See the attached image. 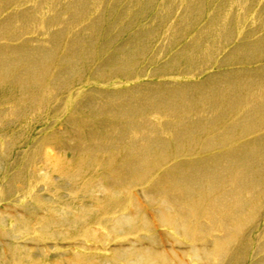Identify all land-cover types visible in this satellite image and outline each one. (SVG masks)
<instances>
[{
    "label": "rangeland",
    "instance_id": "1",
    "mask_svg": "<svg viewBox=\"0 0 264 264\" xmlns=\"http://www.w3.org/2000/svg\"><path fill=\"white\" fill-rule=\"evenodd\" d=\"M0 50L14 63L26 57L7 68L13 90L0 88V264H264V180L252 202L244 191L215 218L175 204L179 192L160 180L175 161L198 156L148 148L157 138L172 144L169 125L210 121L201 94L232 86L252 96L227 118L232 130L212 126L179 141L178 152L231 131L247 133L204 154L264 136V115L254 131L237 126L264 94V0H0ZM181 95L194 100L187 110ZM168 99L180 108L165 107ZM137 105L144 114L117 116ZM133 155L145 157L135 169L124 165ZM236 216L246 229L230 231L238 240L216 252L226 232L219 219L234 225Z\"/></svg>",
    "mask_w": 264,
    "mask_h": 264
},
{
    "label": "bare ground",
    "instance_id": "2",
    "mask_svg": "<svg viewBox=\"0 0 264 264\" xmlns=\"http://www.w3.org/2000/svg\"><path fill=\"white\" fill-rule=\"evenodd\" d=\"M37 58H40V56H38ZM15 61L16 63L10 61L7 58V56L5 57L3 52L0 50V88H7L10 91L13 90L11 86V82L4 80V77L6 76L7 68L9 66H16L19 62L26 61V57L21 55ZM29 62L30 61L27 60L26 63L27 66L25 69V71L27 72L32 71L34 67L33 64H28ZM232 80H233V76L231 79L229 78V80H227L228 84H230ZM20 86L26 88L29 87L30 85L27 83V81H24L20 84ZM254 86H256L255 82L253 81V79L250 78L247 79V83L244 85V87H247L246 89L248 91H250ZM214 91L215 89H213L211 92ZM241 91H242L241 86L240 87L232 86L228 90H219L217 93L215 91L211 95H208L209 92L207 94V92L203 91V93L201 94L203 99H199L197 103L202 104L203 102H205L209 105L208 109L211 110L210 121L208 119V122L207 121L205 122L204 118L203 120L199 118L201 121H195V123L193 121H192L193 123H191L189 119H187L186 121L185 120L180 121L175 126L174 124L168 126V129L173 130L172 135L174 141H172V144L169 143V141H164L162 138L153 139L152 141L149 142L148 145L149 150L151 149L152 146L159 148L160 151L167 149L168 150L176 149L175 152L166 155V157L167 156L172 157V159L173 158L175 159L178 156H198L197 158L194 159L175 161L174 163L171 164V166L167 170L163 171V173H161L160 175L161 181L168 182L171 189H174L179 192V197L181 198V200L178 198L177 200L174 201L175 204H178L179 201L180 203H182L181 206L183 207L186 208L197 207L199 211L204 210L207 213H210L214 216L216 215L215 213L217 212L218 207L224 202L231 201V199L235 201H240L239 195L244 191L248 196V200L252 202V200H254L253 190L259 187L262 188L261 178L264 180V176H262V172H264V169L262 168L261 163L264 160V136L252 138L239 145H232L221 152L204 154L208 150L226 146V144L232 143L235 139H238L239 137L247 133V131L244 133V130L242 132L244 134L238 132H236L238 133L236 134L233 133V131H231L232 134H230L231 133L230 132L229 133L230 136H228V138H224V139L220 138L221 140L218 139L217 142L218 143L219 141L221 142L219 144H217L216 141L213 142L210 141L207 144L206 143L204 144V146L206 145L205 147L202 146L199 148H193L191 147V145H188L185 147L183 151H181V153L178 152L179 150L178 148H181V146H178L179 141H186L190 143L194 140L195 134L200 135L203 132H206L208 130L210 131L212 130L211 128H213L212 126L214 127L225 126V128L228 126L229 127L233 126V125L230 126L229 125L230 123H228L226 120L227 118L230 117L232 111H237L234 109V107L244 102H248L252 99V96L245 95ZM176 94L177 93H175V95ZM179 98L183 99V103L185 102V104L180 105L182 108H180L179 104L177 105L176 102L178 100L175 102V100L172 101L171 99H168L169 100L168 103H165L164 106L167 108L179 107L180 108L179 111H181L182 109L187 110L189 106L191 107V105L188 106L189 103H194V100L193 102L190 101L188 102L187 100H185V99H190V97L187 98V96L185 95L184 96L181 95L179 96ZM218 101L226 103L227 107L222 108L221 111L216 110L214 106L217 104ZM157 109H159V107ZM116 113L117 116H122L123 118L124 117L132 118V116H136L137 114H141V115L144 114V108L137 105L135 106V110L132 109L127 110L126 108H124L122 111ZM262 115H264V94L260 96L259 102L256 103L251 108L248 115L246 113L242 114V116L239 118L241 121L237 123L239 124L237 126L239 127L241 124H245V126L247 125L248 127L247 128L248 131H254L260 125L256 120L258 116H262ZM189 121L191 124L188 123ZM132 126L135 125L132 124ZM230 130H232V127L228 129V132ZM163 155H164L163 151L159 153V157ZM132 158L133 159L130 160L129 162H125L124 165H127L128 167L135 169L143 164V162H140L141 161L140 159H143L145 157L142 158V155H140L139 157L133 155ZM74 162L75 161H71L69 165L73 164ZM161 162L162 159L159 160L157 163H155L157 167L161 165ZM82 166H85V164L82 163ZM64 172L66 176H69L72 179L77 180L76 174L71 172L69 168L64 169ZM228 182L234 183L236 188L234 191L227 192L222 188V184H226ZM86 193L92 196L94 195L91 189H88ZM163 201L164 203H166V200ZM243 208L244 207H241L239 209L233 210L232 212L239 213L243 211ZM159 215L162 219L172 220L169 219L170 216L164 210H162L159 213ZM126 217L127 216L117 218L115 220L116 225L114 227L118 229L120 227L119 225L124 223ZM214 217L218 218L216 216ZM240 218H241L240 216H236L234 220L238 222ZM218 223L220 227L224 229L226 232L222 238H218L216 240L215 248H214L216 252L222 250V248L226 246H230L232 243H234V241L238 240V237H236L235 240H233L234 239L233 236H236L237 233H231L230 231H234L238 229H246V224L240 226L239 222L234 225H230L226 220L219 219ZM172 224L176 228H182V223H180L177 220H174ZM150 255L151 254L147 251L137 252V256H139L141 259L150 258L149 257Z\"/></svg>",
    "mask_w": 264,
    "mask_h": 264
}]
</instances>
